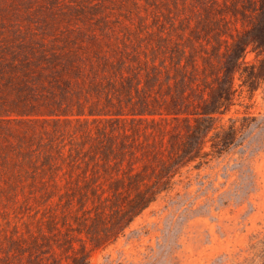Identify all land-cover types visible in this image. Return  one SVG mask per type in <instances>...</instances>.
<instances>
[{"label": "trees", "instance_id": "trees-1", "mask_svg": "<svg viewBox=\"0 0 264 264\" xmlns=\"http://www.w3.org/2000/svg\"><path fill=\"white\" fill-rule=\"evenodd\" d=\"M145 3L133 31L0 29V200L51 207L4 235L0 264H88L160 197L184 213L257 189L244 160L264 149V115L229 113L264 83V0ZM212 161L218 187L210 174L172 192Z\"/></svg>", "mask_w": 264, "mask_h": 264}, {"label": "rangeland", "instance_id": "rangeland-1", "mask_svg": "<svg viewBox=\"0 0 264 264\" xmlns=\"http://www.w3.org/2000/svg\"><path fill=\"white\" fill-rule=\"evenodd\" d=\"M145 4V0H0V29L19 24L34 29L48 23L56 27L46 34L51 37L78 25H101L106 18L117 31L124 26L133 31L139 22L137 15L145 14ZM245 111L264 115V83L253 94L242 90L229 115ZM233 162L231 159L228 164ZM244 162L255 174L258 186L242 205L230 198L224 204L214 194L216 200L195 211L179 213L166 197H160L114 242L92 249L88 264H264V149L247 155ZM221 166L212 161L200 169H183V181L172 192L181 190L188 178L193 191L195 181L210 174L218 187L226 180ZM227 172L226 187L236 177L232 170ZM208 195L212 196L211 191ZM204 200L205 196L197 199L194 207ZM44 207L34 201L0 200V241L15 230L26 235V229H35V213L40 216L51 208Z\"/></svg>", "mask_w": 264, "mask_h": 264}]
</instances>
